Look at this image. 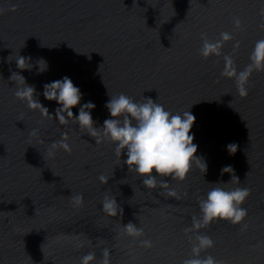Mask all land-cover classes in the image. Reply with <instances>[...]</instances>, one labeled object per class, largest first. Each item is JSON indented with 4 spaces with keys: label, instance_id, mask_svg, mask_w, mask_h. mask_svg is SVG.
<instances>
[{
    "label": "water",
    "instance_id": "obj_1",
    "mask_svg": "<svg viewBox=\"0 0 264 264\" xmlns=\"http://www.w3.org/2000/svg\"><path fill=\"white\" fill-rule=\"evenodd\" d=\"M0 9V264H80L89 252L95 253L90 264H101L103 249L110 264H183L195 242L185 229L200 215L199 199L216 186L249 189L241 205L247 214L237 224L215 219L199 229L214 241L201 257L264 264V71L252 73L243 97L234 79L221 76L224 55L242 70L264 39V0H0ZM221 32L233 39L220 56L203 58L201 33L215 40ZM19 55L31 58V69L17 68ZM41 58L48 66L43 72ZM13 72L35 87L34 98L53 117L15 97ZM64 76L83 94L81 105L95 104V127L111 118L109 94L150 97L174 114L190 111L196 117L190 134L206 173L193 163L183 181L157 176L158 186L146 188L113 143L97 144L78 124L55 118L61 105L44 97L43 85ZM72 111L78 115L79 105ZM62 134L71 152L49 155ZM231 143L238 146L234 154ZM225 166L233 173H222ZM77 194L80 205L71 200ZM106 195L115 197L122 215L102 210ZM130 221L143 228L141 237L125 234Z\"/></svg>",
    "mask_w": 264,
    "mask_h": 264
},
{
    "label": "clouds",
    "instance_id": "obj_2",
    "mask_svg": "<svg viewBox=\"0 0 264 264\" xmlns=\"http://www.w3.org/2000/svg\"><path fill=\"white\" fill-rule=\"evenodd\" d=\"M10 10L15 11L16 5H12ZM3 11L5 10L0 9V14ZM262 15H264V9H262ZM235 23L239 26V19H236ZM261 27L264 28V24ZM231 39L233 37L228 32H221L219 38L215 40H210L206 33H201L202 45L199 53L205 59L211 55L220 56L223 44ZM238 47L239 42L237 41L234 49ZM30 59V57L19 55L16 59L17 68L31 69L32 66H28ZM249 59L250 63L242 70H238L231 55L223 56L224 67L221 76L234 79L237 92L242 97L247 95L246 85L252 73L264 71V39L256 41ZM38 64L40 72L47 70V62L43 58L38 61ZM17 77L18 81L15 80ZM10 79L19 85L14 93L16 98L26 101L30 109H39L45 117H53L48 109L34 98L35 87L28 85L24 76L13 72ZM43 88V95L46 99L54 100L61 105L55 109V118L60 124H78L82 133L89 134L97 144L103 141L113 143L117 157L121 158L122 155H126L123 163L128 166L129 172L143 177L142 183L146 188L158 186L157 176L183 181L193 163L199 166L203 173H206L207 165L201 157L196 155L198 146L193 143L194 135L190 134L196 119L190 111L184 110L174 114L150 97L143 96L141 102L123 93L109 94L110 99L106 102L105 107L111 118L105 119L102 127H95L91 115V110L96 107L95 104L89 101L81 105L83 94L68 76L46 83ZM78 105L79 114L74 115L72 109ZM37 131V129H32L30 135H36ZM67 140V134H62L61 140L51 143L48 154L55 155L54 150L58 148H63L70 153L71 147ZM237 147L235 143L228 144L229 154H234ZM201 161L203 162L201 163ZM225 172L233 173L232 167H223L222 173ZM98 179L102 183H108L109 177L100 175ZM235 179L239 180L237 176ZM159 184L162 187H168V182L163 179L159 181ZM214 184L219 185V182ZM168 194L170 196L177 195L171 189ZM249 194L250 190L247 188L238 187L226 190L216 186L199 199L200 215L193 216L191 226L185 229L186 234L195 233V242L191 249L192 256L185 259L183 264H220L211 255L201 257V251L213 247L214 241L209 236L200 234L199 229L207 227L215 219H224L232 224L240 223L247 214L246 209L241 205ZM71 200L74 204L80 205L83 203V196L77 194L72 196ZM101 203L102 210L107 214L117 216L119 213L122 215L123 209L119 207L115 197L106 195ZM123 228L125 234L133 238L143 235V228L131 221L123 225ZM189 241H193V236L189 235ZM140 243L144 247L151 246L150 240H141ZM102 256L101 264H110L108 249L102 250ZM94 260L95 253L89 252L80 258V264H90Z\"/></svg>",
    "mask_w": 264,
    "mask_h": 264
}]
</instances>
